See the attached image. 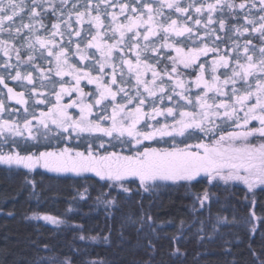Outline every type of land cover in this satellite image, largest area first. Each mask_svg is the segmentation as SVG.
Returning a JSON list of instances; mask_svg holds the SVG:
<instances>
[{
	"label": "trees",
	"instance_id": "16d2710c",
	"mask_svg": "<svg viewBox=\"0 0 264 264\" xmlns=\"http://www.w3.org/2000/svg\"><path fill=\"white\" fill-rule=\"evenodd\" d=\"M17 2L24 5L23 11L11 23L5 22V30L1 31L0 39L11 41L14 50L19 49V60L26 61L29 54L34 57L37 55L36 36L46 40L56 37L52 36L55 31L53 24H63V21L69 20L70 14L74 18L75 13L85 11L89 3L93 8L92 15H95V5L100 3V0L64 2L38 0L42 7L37 9L40 16L35 20L30 19L29 15L32 0ZM129 2L130 0H119V3ZM144 2L153 3L154 7L158 6V0ZM193 2L198 6L200 3H212L215 0H181L179 3L181 6H187ZM232 2L238 5L242 0ZM253 3L256 5L254 8L251 7ZM246 4L243 10L239 8L229 10L225 6L214 13L216 22L211 28L216 29V32L211 37L205 36L206 11L201 17V25H195L194 20L197 16L194 8L187 14L191 15V20L187 19V15L178 14L174 10L162 9L164 17L178 20V26L186 21L187 26L193 28V38L189 39L187 34L183 37H175L173 34L168 43L174 44V47L160 48L159 46L164 43L160 38L163 35L161 32L157 37H150L151 44L159 48V52L147 51L143 53L142 59H146L149 64H155L157 70L163 73L166 67L169 71L172 67L170 58L177 57L175 47H182L187 53L190 48L202 47L201 40L211 47L216 36L221 37L220 40H216L221 53L230 51L234 43L241 45L242 53V46L247 40H251L258 48L261 44L259 34L251 33L252 25L246 24L244 18L255 20L258 26L259 17L264 15V11H261L259 0H246ZM105 11H119V8L101 4V19L104 22L101 32L107 31L111 36L108 27L110 18L103 14ZM120 18L124 20L123 16ZM221 18L225 20L224 30L219 29L218 21ZM22 24H30L35 32L21 28L20 34L16 35L15 29ZM243 26H247L250 33L239 36L234 29L237 27L242 29ZM101 40L115 42L107 37ZM29 41L34 43V49L27 47ZM61 43L68 47L67 38L62 37ZM144 43L141 40V44ZM157 55L160 59L159 64L155 63ZM113 56L112 61L117 62V51L114 50ZM215 58L213 53H209L207 56H200L197 61V64L204 63L205 79L209 82L211 63ZM2 60L4 62L7 60L9 64L17 67L0 74V77L4 78V84H0L2 94L0 98L5 103L8 102L10 109L9 112L1 113L13 115L16 113L12 109L20 110L18 116L20 113L22 115L20 120L16 121L19 126L30 113L25 111L26 103L15 105L5 99L6 91L11 88L24 95L30 91L34 101L33 86L22 88L24 81H17L11 77L15 76L18 69L22 74L32 72L34 78H37L39 74L34 70V65L45 69L47 66H42L37 61L31 64L19 63L17 56ZM177 68L179 78L184 80L190 89L189 93L202 90L193 88L200 74L196 65L185 68L183 64L177 62ZM225 71L224 68L217 70L221 80ZM125 78L127 83H121L122 87L127 91L134 90L135 81ZM56 80L60 79L52 75L49 89L40 91L41 88L35 86V90L42 93L45 91L43 96L47 97L46 104L50 105V91L56 90L60 85ZM163 80L164 86L171 94L167 76H164ZM236 86L242 88L243 82H238ZM79 88L88 94L91 87L83 83ZM230 88L231 85L229 90ZM119 95L123 97V94ZM43 96L38 95L44 99ZM73 97L71 94V97H66L62 101L71 100ZM166 99L167 97L162 102L157 100L156 105L163 106ZM74 113L73 109L71 115L74 116ZM251 126H257V123L252 122ZM49 127L52 136L56 137L55 141L43 137L40 132L38 133L40 135L35 134L33 143H25L23 142L25 139L20 138L14 144H0V154L37 155L43 150L72 148L75 144H80L83 150L88 144V141H85L87 138L65 142L61 140L60 131L56 132L53 129L52 132V127L56 128L55 125L49 124ZM201 142L210 143L212 138L199 131H189L187 138L168 147L183 148ZM91 146L102 152L108 148L106 145L101 148L96 143ZM121 152H125V149ZM143 188L140 184L132 182L116 184L94 177H60L38 171L25 173L0 168V264H65V261L70 264H264V186L252 193L239 185H211L199 179L188 185L171 183L155 189ZM205 192L208 193L209 199L201 205L200 198ZM108 201L113 203L109 204ZM45 216L53 218L57 223L43 219Z\"/></svg>",
	"mask_w": 264,
	"mask_h": 264
},
{
	"label": "snow or ice",
	"instance_id": "6c2138e0",
	"mask_svg": "<svg viewBox=\"0 0 264 264\" xmlns=\"http://www.w3.org/2000/svg\"><path fill=\"white\" fill-rule=\"evenodd\" d=\"M259 3L261 11H264V0H259ZM101 4L106 7L119 8V15L123 16L124 21H126V23L120 21L116 12L105 11L103 14L110 17L108 27L111 31V36L108 35L107 31H100L104 27V22L101 19ZM225 6L229 10L234 8L243 10L247 4L246 0H242L238 5L234 4L232 0H215L212 3H200L198 6L194 2L189 3L187 6H181L179 0H158V6L154 7L153 3L144 2V0H135V2L130 0L129 3H119V0H100V3L95 5L96 14L92 15L93 8L91 3H89L85 11L75 13V19L77 24H82L87 19L88 23L96 29L94 35L89 30L91 39L87 41L86 47L96 48L100 52L101 60L98 63L99 71L102 75L101 77H92L90 73H83L85 77H88L89 83L95 82L98 85L99 96L94 101V104L74 101L67 106L61 105L60 100L63 94L71 95V91H79V88L70 90L63 83H60V90L58 92L53 91L56 97V104L48 112H41L39 116L33 113L32 120L25 118L23 129L16 122L4 120L0 123V134L7 132L15 136H23L24 132L27 131L28 138L31 139H35L33 135L34 125L32 123L35 120L40 127L45 129V134L51 131L49 127V124H51L55 125L60 130V133L66 134L65 138L69 140L73 138V135L80 137L85 133H100L106 137H112L115 133L119 136L127 135L133 137L136 143L140 144L142 139H153L157 133L161 136H184L191 130V132L199 131L205 136L212 138L211 144L204 142L196 144L194 147L198 151L179 148L161 151L149 148L142 153H138L135 158L129 156L121 157L115 152L98 156L93 153L91 145H89L87 153L73 152L72 149L66 147L58 153L40 152L39 155L26 156L19 153L0 155V164L9 166L22 165L28 169H32L39 164L50 171L74 172L77 174L92 171L102 179L107 176L108 179L118 181L122 180L124 176H135L139 178L142 186H145L147 181L155 180L193 181L202 172L206 173L209 179L219 177L225 181L232 179L243 180L250 190L255 183L264 184V143H260L259 146L248 143L249 138L253 136L264 138V15L259 17L258 26L255 20L248 17L244 18L246 24L252 25L251 33L259 34L261 44L258 48L252 44L251 40H247L242 46V53L240 52L241 45L238 43H234L230 51L221 53L219 46L216 44V40H220L221 37L216 36L211 47L204 43L203 40H201L202 47L190 48L187 53H185L184 48L175 47L177 57L170 58L172 67L170 71L166 67L163 73L157 70L155 64H149L146 59H142L143 53L147 51L159 52V48L151 44L150 37H157L161 32L163 35L160 38L164 43L159 46L160 48L174 47V44L168 43L169 38L173 34L175 37H183L187 34L189 39L193 38V28L187 26L186 21L183 25L178 26V20L164 17L162 9L167 8L174 10L178 14L187 15L189 10L194 8L197 16L194 20L195 25H201V17L206 11L205 36L211 37L216 32V29L211 28V25L216 22L213 14L222 10ZM255 6V3H253L251 7L254 8ZM41 7L42 5L38 3V0H32L29 13L30 19L35 20L36 17L40 16V12L37 9ZM23 8L24 5L18 3L17 0H0V31H4L5 22L11 23L15 17L20 15ZM44 10L46 11L47 9ZM53 11H55L54 6ZM160 17H164V19H159ZM187 19L191 20V15H187ZM36 22L39 23L38 20ZM63 23L68 30L67 35L69 37L75 35L83 40L81 31L73 30L71 14L69 20L63 21ZM218 23L219 29L224 30L226 27L225 20L221 18ZM52 27L56 30L52 33V36L64 35V32L60 31L59 23L53 24ZM21 28H27L33 33L35 32V29L30 24H22L21 27L15 29L16 35L20 34ZM140 28H144V31H139ZM234 31L239 36L250 33L247 26H243L242 29L237 27ZM105 37L115 42L101 44L99 41ZM141 40L145 42L143 45ZM7 43L6 40L0 41V48H2L4 55L10 59L11 49L7 46ZM53 43V41L45 40L40 36L35 37V44H39L41 49L47 51V57H55L54 74L61 78L71 74L76 80V84L79 85L81 79L80 70L74 69L73 72H66L67 49L60 45L59 51H53L49 47ZM68 43L71 44L73 41L69 39ZM27 47L34 49V43L29 41ZM125 48L127 51H125ZM76 49L77 52L81 51L79 42L76 43ZM114 50L120 53V83H127L124 80V69L126 66L127 73L135 78V95H129V92L124 87L118 86L115 64L112 65L110 83H101L105 67L114 58ZM15 51L19 63L31 64L35 59L33 55L29 54L26 61L19 60V49H15ZM130 53L133 55H129ZM209 53H213L216 57L211 63L210 82L205 79L206 69L204 63L197 64L200 56H207ZM40 55L42 59H47L44 56V52H41ZM87 58V54L80 57L81 60ZM177 62L183 64L185 68L196 65L200 70V74L194 83L197 89L202 90L194 98L187 94L190 89L186 82L179 78ZM48 63L51 65L50 60ZM155 63H160L158 55L155 57ZM3 66L6 70L17 67L9 64L7 60ZM219 68L226 70L222 74L223 80H221L220 75H217ZM34 70L39 72L41 87H44V81L51 80L52 67L45 69L34 65ZM149 71L151 72L150 81L145 79ZM164 76H167L170 82L171 94L164 86ZM11 79L27 81L28 84L33 85V92L36 95L43 96V93L35 90L32 72L22 74L17 69L15 76H12ZM238 82H243L242 88L236 86ZM0 84H4L3 77H0ZM230 85L231 88L229 90ZM112 86H117L115 91H113ZM141 88L143 91H141ZM8 93L9 97L16 99L18 103H26L23 99V93H13L11 88H8ZM120 93L123 94L126 104L115 103L117 95ZM145 93L147 94L146 96ZM158 93V98L161 102L165 97L172 101L175 96L179 97V100L185 101V103L179 104L177 101L173 107L159 108L155 103ZM109 97L114 102L111 114L98 116L96 120L88 119L93 107L102 105ZM149 98H153L150 113L143 110L146 103L149 102ZM46 99L47 97H44L38 103H45ZM134 102L136 106L131 110H127V106L132 105ZM69 107H79L80 115L78 119L68 115L66 109ZM189 107L192 110H178ZM3 108V102L0 101V111ZM177 115L179 118H177ZM157 116L171 117L173 123H164L151 132H140L137 130V125L141 119L147 117L154 120ZM107 121L111 122L110 125L104 126ZM253 121L258 122V126H251ZM146 127L152 128L153 126L146 123ZM100 147H104L103 141H101ZM191 147L193 146H189V148ZM199 150H202V152ZM145 190H147L146 187ZM124 191H128V189H124ZM208 199V193L205 192L200 198L201 205ZM108 203L111 204L113 201H108ZM43 219L57 223L56 220L48 216L43 217ZM65 264H70V262L65 261Z\"/></svg>",
	"mask_w": 264,
	"mask_h": 264
},
{
	"label": "rangeland",
	"instance_id": "374dc122",
	"mask_svg": "<svg viewBox=\"0 0 264 264\" xmlns=\"http://www.w3.org/2000/svg\"><path fill=\"white\" fill-rule=\"evenodd\" d=\"M181 0H179L180 2ZM109 12H116L118 13V19L120 21H123L126 23V21H124L123 19H121L120 15H119V11H109ZM110 18V17H109ZM71 23L73 25V30H80L81 31V36L83 37V40H81L80 37H76L75 35H73L72 37H69L67 35V29H66V26L65 24H60V31L61 32H64V35L61 36V35H56V37H51L50 40L53 41L54 43L53 44H50L49 47H51L53 49V51H59V46L62 45L61 41H62V37H65L67 38V40L69 41V39H71L73 41V43L71 44H68V47H64L67 49V54H66V58H67V65L65 66V71L66 72H73L74 69H77V70H80V75H81V79H80V82H79V85L76 84V80L74 79L73 75H65L63 76L62 78L61 77H58L54 74V70H55V65H56V61H55V57H47V51L44 50V49H41L39 44H36V47H35V50H37L36 54L35 55V59H34V62L37 61L38 64H42V66H47L46 69L48 67H52L53 69V77H55L56 79H60V80H56V83L57 84H60V83H63L64 86L68 89H76L77 87L79 88L80 85L82 86L83 83H86L87 86H90V90L88 91V94L87 93H83L82 90H80L79 88V91H71V94L74 95V97L71 99V100H67L65 102H63L62 100H64L66 97H71V95H68V94H63L62 95V98L60 100V104L61 105H64V106H67V105H70L72 104L74 101H83V103L85 104H94V101L98 98L99 96V90H98V85L97 83H89V80H88V77H85L83 75V73L87 72V73H90V75L92 77H101V72L99 71V63L98 61L101 60V56H100V52L97 51L96 48H87L86 45H87V41L89 39H91V36L89 35V30L91 31V34H95L96 32V29L90 25L87 21V19L84 20V22L82 24H77L76 22V19H75V15H74V18L71 17ZM56 31V30H55ZM101 31V30H100ZM139 31L143 32L144 31V28H140ZM0 36H1V31H0ZM59 37V38H58ZM56 38H57V41H56ZM45 39V38H43ZM61 39V41L59 40ZM46 40V39H45ZM0 41H2L0 39ZM7 46L11 49L10 51V57H16L17 55H15V50H14V45L11 41H7ZM79 42L80 43V48H81V51L80 52H77V49H76V43ZM101 44H104V43H108L107 41L105 40H100L99 41ZM114 43V42H112ZM108 44H111V43H108ZM168 49H172L171 48H168ZM41 52H44V56L47 57V59H42L41 58ZM84 54H87L88 58L85 59V60H81L80 57L81 55H84ZM114 55V53H113ZM117 62H114V61H111L110 64L108 66L105 67L104 69V73H103V79L101 80V83L102 84H109L110 81H111V74H112V65L115 64L116 65V68H117V79H118V86L122 87V84L120 83V75H119V72H120V69H119V64H120V61H119V56H120V53L117 51ZM114 57V56H113ZM3 58H9V57H6L4 55V52L2 50V48H0V74L4 73L6 71L5 67L3 66L4 65V61L2 60ZM51 61V65H49L48 61ZM179 63V62H178ZM32 71V70H31ZM124 72H125V77L127 78H130V81L131 80H134L135 81V78L133 75L131 74H128L127 73V68L125 66V69H124ZM37 73L39 74V72L37 71ZM34 77V76H33ZM124 77V78H125ZM126 79V78H125ZM145 79L147 80H151V72L149 71L146 76H145ZM63 80V81H62ZM56 84V85H57ZM51 85V80H46L44 81V87H41V80H40V75L39 77L37 78H34V86H36L37 88H41V90L43 89H49ZM24 87H27V86H33L32 84H28L27 81H24V84L22 85ZM116 87L117 86H112L113 88V91L116 90ZM134 87V86H133ZM193 88L194 90L197 89L195 87V83L193 84ZM60 90V85L57 86L56 88V92H58ZM39 90H36V92H39V93H42L40 92ZM141 91H143V89L141 88ZM179 91V90H178ZM129 92V95H135V92H136V89L134 87V90H131V91H128ZM200 92V90L198 91ZM187 93L188 95L192 96L193 98L195 97V95L198 93ZM13 93H21L20 91H13ZM45 93V91L43 92V94ZM81 93H83V95H81ZM1 94V92H0ZM34 101L32 100L31 96V92L28 91L24 96H23V99L26 101V107L25 109H27V111L30 113L29 115L25 116V118L29 117L32 113H35L36 116H39L41 112H47L49 111L50 108L53 107V105L56 104V97L55 95L53 94V91H50V97H49V100H50V105L49 104H46V103H38L39 100H41L42 98H39L38 95H36L34 92ZM122 94V93H120ZM2 95V94H1ZM90 95V96H88ZM147 94L145 93V96ZM46 96V95H45ZM43 96V98L45 97ZM159 93L157 94V98H155V103L157 100H160L159 98ZM87 98L90 100H87ZM5 99H8L9 102H12V103H15L16 104H20L17 102L16 99H11L9 97V93L8 91H6V95H5ZM153 98H149V102L146 103V105L144 106V111L145 112H148L150 113L151 112V101H152ZM0 101L3 102V105H4V108L2 111H0V123H2L4 120H7L9 122H16L17 120H20V116L22 115V113H20V115L18 116V113L20 110H15V109H12L14 113L16 114H3L1 112H6L8 111L9 112V105H8V102H4L3 100H1L0 98ZM177 101L179 102V104H184L185 101L183 100H179V97H175L174 96V99L172 101H169L168 99L165 100V103L168 102V104H165L159 108H167V107H173ZM170 102V103H169ZM113 101L111 100V98L109 97L107 100H105L102 105H95L92 109V113L88 116V119L90 120H96L98 116H102V115H105V114H111V110H112V105H113ZM115 103H125L126 104V100L123 99V97H121L119 94L117 95V100L115 101ZM136 106V103L134 102L132 105H128L127 106V110H131L132 108H134ZM157 106V105H156ZM158 107V106H157ZM75 110V113H74V116L71 115V111L72 110ZM106 109V111H105ZM67 110V113L68 115L72 116L73 118H79V115H80V109L79 107H69L66 109ZM178 110H192L190 107L187 108V109H178ZM18 111V112H17ZM25 118L20 122V125L19 127L23 129V125H24V120ZM177 118L178 115H177ZM29 120H32V115L27 118ZM157 121H159V123H157ZM256 122V121H253V123ZM34 127H33V135L35 136V134L37 133V135H40L38 133H42L41 135H43V137H47V139H51V140H54L56 139V137L52 136V133L50 132H47L45 134V131H42L44 130L42 127H40L37 122L35 120L32 121ZM110 121H107L104 123V126H109L110 125ZM146 123L147 124H151L153 127L152 128H149V127H146ZM164 123H168V124H172L173 123V120L171 117H165V116H157L154 120L152 119H148L147 117H145L144 119H141L140 123L137 125V130L140 131V132H151L153 131L155 128H159L161 125H163ZM257 123V126H258V122ZM18 125V124H17ZM56 132H59L60 130L57 129V128H53L52 127V132H54V130ZM191 131V130H189ZM62 136H61V140L65 141V142H76L77 140L76 139H86L85 140L86 142L88 141V144H86L85 146L83 145V147H85V149L82 150V146L80 144H75L72 146V149L73 152H85L87 153V149L89 147V145L91 144H99L101 143V141L104 142V145H106L108 148L104 151L105 152H102V151H98L96 150L97 148H94L92 147V150H93V153L95 155H108L110 153H113L114 151H112V149H116L117 151L115 153H117L119 156L123 157V156H129V157H137V154L138 153H142L145 151V149H157V150H172L173 148H179L177 146H173L171 148H169L168 146L170 144H173L175 145V142L176 141H182L183 139L187 138V136L189 135V133H186L184 136H177V135H173V136H168V135H165V136H161L159 135L158 133L155 135V137L153 139H150V140H141V143L140 144H137L136 143V140L135 138L133 137H129L127 135H124V136H119L117 134H113L112 137H106V136H103L102 134L100 133H95V134H83L81 135L80 137H76L75 135H73V138L72 139H66L65 136L66 134H63L61 133ZM20 138H23L25 139L23 142L25 143H33L35 142V139H31V138H28V133L27 131L24 132V135L23 136H15V135H12L10 133H7V132H4L3 134H0V144H14L16 142L19 141ZM37 140H38V137H37ZM212 142L208 143V144H211ZM239 143V142H237ZM249 144L251 145H254V146H259L260 143H264V138H261L259 136H253V137H250L249 138V141H248ZM132 146V148H131ZM145 146L149 147V148H146ZM189 146H193L191 148H189ZM189 146H185L183 148H179V149H185V150H190V151H198V149H196L194 146L195 145H189ZM64 148H58V149H49V150H43L42 152H60L61 150H63ZM122 149H125V152H121ZM202 152V150H199ZM0 155H4V154H0ZM39 155V153L37 154ZM26 156V155H25ZM0 168L2 169H8L9 171H19V172H25V173H30V172H34V171H38V172H42V173H46V174H50V175H54V176H60V177H94L98 180H104V181H108V182H111V183H120V182H132L134 184L138 183L140 184V180L138 177H135V176H124L122 180H115V179H108L107 176H105L103 179L96 175L95 172H92V171H88V172H81L80 174H77V173H74V172H55V171H50L48 170L47 168L43 167L42 165H36L34 168L32 169H28V168H25L23 167L22 165H5V164H0ZM227 171V170H225ZM243 175V173H241ZM199 179H203L207 182H209L211 185H215V184H222L224 186H233V185H239V186H242L244 189L248 190V192H251L252 193L254 192L255 189L261 187V186H264V184H260V183H255L254 184V187L250 190L248 188V185L245 184L243 182V180H236V179H232V180H222L220 179L219 177H216L215 179H209L208 175L206 173H201L199 176L196 177L195 180L193 181H185V180H177V181H171V180H155V181H147L146 182V185L145 186H142L140 184V186L142 187H146L147 189H155L157 187H161L162 185H166V184H174V183H181V184H190L196 180H199ZM254 179V178H253ZM143 188V189H144Z\"/></svg>",
	"mask_w": 264,
	"mask_h": 264
}]
</instances>
